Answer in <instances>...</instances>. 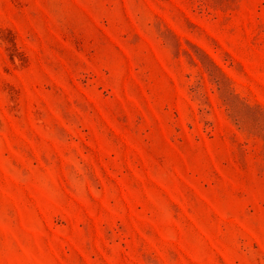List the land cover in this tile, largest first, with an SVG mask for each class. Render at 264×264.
<instances>
[{"label":"rangeland","instance_id":"rangeland-1","mask_svg":"<svg viewBox=\"0 0 264 264\" xmlns=\"http://www.w3.org/2000/svg\"><path fill=\"white\" fill-rule=\"evenodd\" d=\"M0 264H264V0H0Z\"/></svg>","mask_w":264,"mask_h":264}]
</instances>
